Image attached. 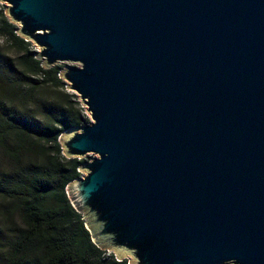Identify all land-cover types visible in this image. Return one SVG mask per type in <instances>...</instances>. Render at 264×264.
Here are the masks:
<instances>
[{"label":"water","instance_id":"95a60500","mask_svg":"<svg viewBox=\"0 0 264 264\" xmlns=\"http://www.w3.org/2000/svg\"><path fill=\"white\" fill-rule=\"evenodd\" d=\"M91 122L67 193L130 264H264V0H0Z\"/></svg>","mask_w":264,"mask_h":264},{"label":"trees","instance_id":"16d2710c","mask_svg":"<svg viewBox=\"0 0 264 264\" xmlns=\"http://www.w3.org/2000/svg\"><path fill=\"white\" fill-rule=\"evenodd\" d=\"M0 4V264H129L99 248L68 186L85 159L62 135L90 123L80 98L47 69Z\"/></svg>","mask_w":264,"mask_h":264},{"label":"rangeland","instance_id":"374dc122","mask_svg":"<svg viewBox=\"0 0 264 264\" xmlns=\"http://www.w3.org/2000/svg\"><path fill=\"white\" fill-rule=\"evenodd\" d=\"M1 4V3H0ZM2 5H4V4H2ZM6 6V5H5ZM7 7V6H6ZM35 46V45H34ZM35 48H36V50H37V52H39L40 51V49L37 47V46H35ZM59 66H63L64 67V69L65 68H68L69 66H71V67H77V65H75V64H59ZM68 91H70L69 89H68ZM71 92V91H70ZM73 93V92H72ZM81 102V101H80ZM82 104V103H81ZM83 105V104H82ZM84 107V106H83ZM85 108V107H84ZM86 110V109H85ZM86 112V114H87V116L89 117V119H90V122L92 121L91 120V116H90V114H88L87 113V111H85ZM95 156L94 155H92V156H88V157H86V158H84L85 160H87V162H90L93 158H94ZM86 174L85 173H83V176H85ZM113 254V253H112Z\"/></svg>","mask_w":264,"mask_h":264},{"label":"clouds","instance_id":"9594fccd","mask_svg":"<svg viewBox=\"0 0 264 264\" xmlns=\"http://www.w3.org/2000/svg\"><path fill=\"white\" fill-rule=\"evenodd\" d=\"M108 252V251H107ZM125 260H128V259H125ZM128 262H129V260H128ZM130 264V263H129Z\"/></svg>","mask_w":264,"mask_h":264}]
</instances>
